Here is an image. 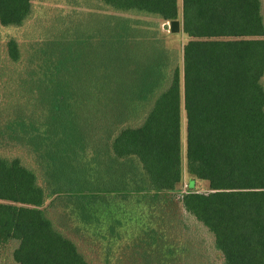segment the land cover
Listing matches in <instances>:
<instances>
[{
    "label": "trees",
    "instance_id": "1",
    "mask_svg": "<svg viewBox=\"0 0 264 264\" xmlns=\"http://www.w3.org/2000/svg\"><path fill=\"white\" fill-rule=\"evenodd\" d=\"M89 1L4 41L0 264H170L190 217L221 264H264L263 0ZM32 12L0 0V31ZM142 18L180 20L181 66Z\"/></svg>",
    "mask_w": 264,
    "mask_h": 264
},
{
    "label": "rangeland",
    "instance_id": "2",
    "mask_svg": "<svg viewBox=\"0 0 264 264\" xmlns=\"http://www.w3.org/2000/svg\"><path fill=\"white\" fill-rule=\"evenodd\" d=\"M31 2L33 5L32 16L22 28L1 29L0 31V55L4 57L3 60H5L6 63L9 61V59L6 55L4 41L6 42V40H9L10 38H14L19 42L30 39L43 41L45 38H52L61 31L66 30L72 21L79 18L84 11H90L92 6L90 5L91 3L89 0H31ZM179 3L181 7L182 0H179ZM142 20L151 22L154 21L149 18H142ZM154 22H157L159 27L158 30H155L157 28L154 29V27L151 28L150 30L152 31V34H155L158 38L160 37L165 41V47L172 52V59L181 66L183 46L186 43L185 35L182 31L178 34L171 33L170 22L165 23L158 20H155ZM2 89L4 88L0 82V90ZM6 93L7 92L0 91V104L2 101H4ZM185 125L186 124L184 120L182 133L184 161L186 151ZM1 146L4 148L3 153L6 155L16 154V152H13L12 149L9 150V148H6L0 143V149ZM13 150L15 151V149ZM185 170L186 167L184 163V172ZM185 175L186 176L182 190L183 192L189 191L187 187L189 181L187 172H185ZM193 183L194 182L190 180V184ZM197 191L204 192V186L198 183ZM182 226L185 228L183 229ZM166 237L168 238L165 245L171 239V246H175L174 255L171 256L173 259H170V264L222 263L219 254L216 253L215 249L213 248V239L211 235L203 226L196 223L191 217L186 218L185 221L180 224L179 230L170 231ZM163 252L164 251L161 253L163 254ZM156 255L158 254L156 253ZM96 256L98 257V255ZM93 260H95V258ZM5 264H7L6 261Z\"/></svg>",
    "mask_w": 264,
    "mask_h": 264
},
{
    "label": "water",
    "instance_id": "3",
    "mask_svg": "<svg viewBox=\"0 0 264 264\" xmlns=\"http://www.w3.org/2000/svg\"><path fill=\"white\" fill-rule=\"evenodd\" d=\"M170 28H171V33H173V34L180 33L182 31L181 30V22H180V20H176V21L170 22Z\"/></svg>",
    "mask_w": 264,
    "mask_h": 264
}]
</instances>
